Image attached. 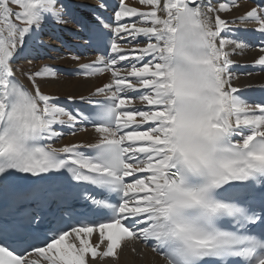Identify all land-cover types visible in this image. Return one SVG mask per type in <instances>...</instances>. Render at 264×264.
<instances>
[{"label": "snow or ice", "instance_id": "obj_1", "mask_svg": "<svg viewBox=\"0 0 264 264\" xmlns=\"http://www.w3.org/2000/svg\"><path fill=\"white\" fill-rule=\"evenodd\" d=\"M139 3L117 0L109 15L98 0L78 17L90 6L0 0V264H95L133 240L151 242L166 264H264V102L232 85L231 56L248 45L222 35L236 21L220 15L239 2ZM70 19L98 53L79 74L110 73L80 97L90 105L82 111L40 90L38 78L57 77L50 66L19 65L45 47L50 24ZM238 19L264 36V6ZM256 64L264 70V55ZM81 124L94 143L54 146L65 135L58 129L75 136L87 131Z\"/></svg>", "mask_w": 264, "mask_h": 264}, {"label": "bare ground", "instance_id": "obj_2", "mask_svg": "<svg viewBox=\"0 0 264 264\" xmlns=\"http://www.w3.org/2000/svg\"><path fill=\"white\" fill-rule=\"evenodd\" d=\"M117 1V0H116ZM73 3L79 5H89L87 9H78L77 16H88L96 5L95 0H72ZM129 6L143 8L140 5L139 0H126ZM220 0H212L213 6H218ZM239 7L234 8L231 12L220 13L221 18L226 21H235L238 17L244 15L248 10L254 7V4L250 3L248 0H238ZM130 21H135L136 18H127ZM75 19H70L67 24H55L52 23L48 26L43 35L42 39L45 47L32 51L26 54V57H21L19 65L21 69L25 72H37L44 68V66H50L57 72L56 78L42 79L38 78L36 83L39 85L40 90L50 96L58 98L59 105L63 107V104L68 101H81L80 97H88L92 92L95 91L97 87H102L104 84L109 82L110 73H105L102 75H97L93 77H84L82 75H75L74 77H68L60 73L61 68L69 69H79L82 64L86 63V59L81 58L80 61H75L71 59V54L68 51V45H71L78 36L76 35L78 26ZM255 23H234L231 24L232 31L230 33H225L222 35H229L232 38H236L237 31L245 27L255 26ZM139 47H143V39ZM122 46L131 50L136 47L135 43H124ZM264 55L260 49H249L245 48L243 50H237L235 54L231 56L234 61L232 65L231 72L233 77L232 85L237 89L242 90L244 87H249L252 85L264 84V73L256 75H243L236 73L235 69L237 67H244L246 65H256L257 59ZM122 63V62H121ZM257 73V72H255ZM21 81L26 87L32 89L31 82L26 76L20 75ZM72 97L73 99H69ZM136 105L142 107L139 102ZM78 128H87L82 126H77ZM65 133L62 139L54 144L55 147H61L66 144H89L94 143L97 134L94 132L93 128H87V131H76V135H70L71 129L64 127L58 129ZM98 236L93 235L92 241L96 242ZM135 249V251H133ZM118 258L114 260L113 258H100L97 257L95 264H164V260L156 255L149 246L142 245L138 241H126L120 252H118ZM40 260L39 257H33Z\"/></svg>", "mask_w": 264, "mask_h": 264}, {"label": "rangeland", "instance_id": "obj_3", "mask_svg": "<svg viewBox=\"0 0 264 264\" xmlns=\"http://www.w3.org/2000/svg\"><path fill=\"white\" fill-rule=\"evenodd\" d=\"M238 18H239V17H238ZM235 21H236V23H239V22H240L239 19H236Z\"/></svg>", "mask_w": 264, "mask_h": 264}]
</instances>
